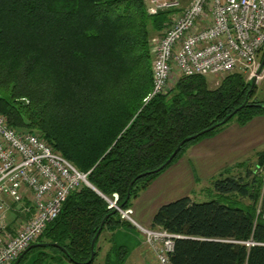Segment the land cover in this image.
<instances>
[{
	"label": "trees",
	"instance_id": "16d2710c",
	"mask_svg": "<svg viewBox=\"0 0 264 264\" xmlns=\"http://www.w3.org/2000/svg\"><path fill=\"white\" fill-rule=\"evenodd\" d=\"M167 13L149 14L143 0H0V115L15 130L45 138L94 187L69 193L36 241L45 245L28 249L18 264L34 251L32 264H43L46 250L92 264L90 243L102 222L100 234L132 226L102 195L117 192L118 203L130 207L181 140L221 122L246 97L226 123L264 115L256 84L251 88L239 72L215 87L206 76L181 75L144 101L152 87L150 36L161 32ZM260 52L263 58L264 46ZM226 123L184 142L172 161ZM236 165L243 175L225 168L213 181L217 198L184 196L155 211L151 227L180 235L172 264H264V220L257 214L264 150L255 169ZM115 250L123 262L127 249Z\"/></svg>",
	"mask_w": 264,
	"mask_h": 264
},
{
	"label": "built area",
	"instance_id": "2783aa9c",
	"mask_svg": "<svg viewBox=\"0 0 264 264\" xmlns=\"http://www.w3.org/2000/svg\"><path fill=\"white\" fill-rule=\"evenodd\" d=\"M143 2L149 14L168 12L163 29L150 43L152 87L144 101L166 92L174 74H256L257 56L264 46V0ZM82 185L91 186L87 173L39 134L15 130L0 115V264H12L35 243L46 224L60 213L69 193ZM102 197L108 208L143 234L157 264H172L170 253L179 234L136 224L132 209L118 203L117 192ZM8 214L16 216L9 220ZM257 214L264 220V200L257 206Z\"/></svg>",
	"mask_w": 264,
	"mask_h": 264
},
{
	"label": "crops",
	"instance_id": "0c3cea01",
	"mask_svg": "<svg viewBox=\"0 0 264 264\" xmlns=\"http://www.w3.org/2000/svg\"><path fill=\"white\" fill-rule=\"evenodd\" d=\"M264 146V115L252 118L244 125L236 121L222 126L212 136L204 137L188 146L178 160L162 176L153 179L146 188L131 200L132 218L140 226L150 227L152 217L159 206L175 197L190 195L204 178H211L227 166H232L249 152L256 155ZM258 148V150H256ZM202 185V184H201ZM21 215V214H20ZM12 216H8L11 220ZM13 219V218H12ZM134 227V226H133ZM97 241L96 255L92 264H127L129 250L135 255V264H145L142 250L143 236L136 240L135 232L121 226L115 230H103ZM101 237V236H100ZM123 246L127 254L123 262L116 255V247ZM145 246V245H144ZM146 247V246H145ZM97 259V260H96ZM43 264H73L59 254L47 255Z\"/></svg>",
	"mask_w": 264,
	"mask_h": 264
},
{
	"label": "rangeland",
	"instance_id": "374dc122",
	"mask_svg": "<svg viewBox=\"0 0 264 264\" xmlns=\"http://www.w3.org/2000/svg\"><path fill=\"white\" fill-rule=\"evenodd\" d=\"M157 35H158V33L152 32V34L150 36V43L151 44H152V41L155 39V37ZM150 43H149V45H151ZM261 58H262V52H259V54L257 56V64H256V67H255L256 68L255 71H257L258 68H259V66H260ZM151 66H152V62H151ZM239 73H241L243 75V77H244L245 80H251L253 78V76H254V74L251 76V71H241ZM177 78H178V76L175 75V74L170 78V80L168 82V85H167V90H169L173 86V84L175 83V81L177 80ZM223 78H224L223 76L221 77V76H212V75H209V76H206L205 77L206 82H207V84H208L209 87H215V86H217L221 82V80ZM255 84H256V90H255V93H254V99L264 101V66L262 67L260 73L258 74ZM232 121H235V119H232L229 122H232ZM210 136H212V135H210ZM194 143H196V142H194ZM194 143H191L190 145H192ZM263 147L264 146H262L260 148V150L263 149ZM256 150H258V148ZM253 153H255V152H249L248 154H246L244 156V158L241 159V161L246 162L250 168H254L255 169V164H256V161H257V154L254 155ZM177 160L178 159H175L174 161H172L156 177L162 176L161 174H163L166 170H168L174 164V162L177 161ZM236 164H234L232 166H227L226 168H231V174H233L235 176L243 175L245 169L243 167L237 166ZM224 169L225 168H223L218 173H216L213 176H211V178H204L205 179L204 181L207 182V185L206 186H204L205 183L201 182L202 185L199 183L198 186H196L198 188L196 190H193L190 193V195H183V196H181V194H179V196L175 197L173 200L178 199L180 197H184V196H188L189 198H191L195 202L207 201V200H211V199L217 198L218 195L216 194V192L213 189V181L216 178H219L220 177L219 175H220V173ZM225 175L226 174H224V176ZM170 201H172V200H170ZM170 201H168V202H170ZM242 201L243 202H247V199L246 198H243ZM168 202H166V203H168ZM262 202H263L262 199L259 200L258 205L261 204ZM8 216H9V218H10V216H12V218H13L14 216H16V214H8ZM125 227L131 229L132 232H135V234H136V240H139V236H141V237L143 236V234L137 229V227L135 225H132L131 227L125 225ZM99 238H100V240L103 238L101 234L99 235ZM144 245L145 244H143V246H142V250H143V252H145L144 253L145 255H143V257H144L143 260L144 261H147V262H145V264H157L156 259L154 257V254L151 253L147 249V246L146 245H145L146 247ZM38 252L39 251H34V252L30 253L27 256V258L21 264H32L33 260L37 257ZM128 253H129V257L126 260L127 261V264H135L136 263L135 262V255L133 254V252L131 250H129ZM46 254L49 256L50 254H52V252H50L49 250H46ZM113 264H118V263H113Z\"/></svg>",
	"mask_w": 264,
	"mask_h": 264
},
{
	"label": "water",
	"instance_id": "95a60500",
	"mask_svg": "<svg viewBox=\"0 0 264 264\" xmlns=\"http://www.w3.org/2000/svg\"><path fill=\"white\" fill-rule=\"evenodd\" d=\"M264 66V57L261 59V62H260V66L258 68V70L256 71V74L253 76V78L251 79V88L254 86V84L256 83V79H257V76L258 74L260 73L262 67ZM247 102V97H246V100L244 101L243 104H241L239 107H237L235 110H233L231 113H229L228 115H226L223 120H221V122L205 129V130H202L200 131L199 133H196L192 136H189L187 138H184L183 140H181V142L178 143V145L176 146V148L172 151V153L169 155V157L166 159V161L160 165L157 169L154 170V172L156 171H159L165 167H167L168 164H170V162L172 161V159L175 157V155L177 154V152L179 151V149L181 148L182 144L184 142H187V141H190V140H193L195 138H197L198 136L200 135H203L204 133L210 131L211 129L215 128L216 126L218 125H221V124H224L226 123L234 114L236 111H238L240 108H242ZM145 173L143 174H140L138 177H141V176H144ZM90 187H92L94 189V187L91 185ZM129 197V192L127 193V198ZM121 206V205H120ZM122 207V206H121ZM103 227V222L100 224L99 228L97 229L95 235L93 236L92 240H91V243H90V258H89V261H92L95 257V241L97 239V237L99 236L100 232H101V229ZM45 243H41V242H35V243H32L30 246H28L15 260L12 264H18L19 261L21 260L22 256L27 252L28 249L32 248V247H39V246H44ZM55 246H58V244H53Z\"/></svg>",
	"mask_w": 264,
	"mask_h": 264
}]
</instances>
